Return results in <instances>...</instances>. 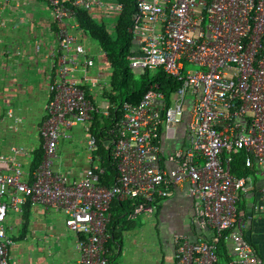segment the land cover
<instances>
[{
    "label": "built area",
    "instance_id": "1",
    "mask_svg": "<svg viewBox=\"0 0 264 264\" xmlns=\"http://www.w3.org/2000/svg\"><path fill=\"white\" fill-rule=\"evenodd\" d=\"M56 24V46L49 53L55 74L49 85L46 118L40 127L43 158L25 179L22 164L0 151V264L10 261L14 240L7 233L10 210L41 204L62 210L67 229L78 235L79 264H109L106 242L115 201L131 202L128 220L153 213L156 203L172 190L189 183L187 194L196 196V222L214 231L211 240L176 238L175 264H220L218 244L231 243L225 264H261L244 238L246 218L238 208L239 192L247 189L246 176L231 166L241 151L245 164L256 161L264 174V0H134L128 32L132 49L126 55L134 70L162 69L180 82L170 98L154 83L141 100L124 101L110 133L111 159L116 169L112 184L101 182L105 168L100 157L71 179L56 170L61 139L71 129L93 119L90 98L100 83L90 74L94 57L80 43L75 30L79 10L95 16L115 15L124 8L120 0H43ZM5 10V8H4ZM114 22V23H115ZM101 53L106 52L101 49ZM188 64L198 66L187 69ZM191 94L188 105L186 95ZM188 119V145L168 155L171 169L160 165L161 136ZM90 149L96 147L92 130ZM19 153L23 148L11 147ZM264 196V185L261 189ZM264 210V204L256 206Z\"/></svg>",
    "mask_w": 264,
    "mask_h": 264
},
{
    "label": "crops",
    "instance_id": "2",
    "mask_svg": "<svg viewBox=\"0 0 264 264\" xmlns=\"http://www.w3.org/2000/svg\"><path fill=\"white\" fill-rule=\"evenodd\" d=\"M55 30L51 9L45 1L0 0V151L13 155L22 164L28 180L37 153L43 149L40 127L46 118V105L51 96L49 85L55 74L49 55L51 47L57 44ZM90 74L98 76L100 81L99 88L90 93L96 106L93 119L74 125L71 132L75 128L79 137L74 139L71 133L72 137L61 139L58 146L55 168L71 179H79L98 158L93 153L96 147L88 146L89 137L80 138V130L90 135L91 128L106 125L104 117L107 115L103 114L102 107L108 101L104 96L112 74L108 59L101 58ZM188 101L189 105L191 99ZM187 123L186 117L167 129V136L163 131L160 165L164 168L175 166L168 159L169 154L188 145ZM104 143L109 144L108 140ZM12 146L23 151L14 153ZM237 176L247 178V189L241 190L238 198V208L246 218L243 235L264 264V210L256 208L264 204L261 192L264 174L255 161L246 173ZM189 186L187 182L175 187L169 196L156 203L153 213H142L132 220L114 204L108 227L111 235L107 243L109 264H175L178 236L211 240L214 231L196 222L198 198L187 194ZM6 228L14 240L9 252L11 262L79 264L78 235L67 229L62 210L28 201L22 213L8 212ZM226 245L229 259L231 243Z\"/></svg>",
    "mask_w": 264,
    "mask_h": 264
},
{
    "label": "trees",
    "instance_id": "3",
    "mask_svg": "<svg viewBox=\"0 0 264 264\" xmlns=\"http://www.w3.org/2000/svg\"><path fill=\"white\" fill-rule=\"evenodd\" d=\"M120 1L124 4V8L116 22L111 25L113 29L108 27L103 21H98L97 18L101 17L95 16L94 13L88 10H79L77 14V20L80 22L82 31L99 43L101 49L106 52L105 56L112 68L110 87L105 91L104 97L118 107H120L121 103L124 101L136 104L141 100L149 86L157 83L159 84V88L166 94L167 98H170L173 91H175L180 84L179 81L168 76L162 69L132 70V68L129 67L126 61V55L131 52L133 44L131 34L128 32V26L131 23L134 12V0ZM136 73L139 74L138 81L135 80ZM120 115V110L112 108L109 114L104 117L106 125H96V127L91 128L96 137V148L93 152L94 157H100L101 164L105 168V173L101 178V182L107 185L114 182L117 172L115 166L112 164L110 155L112 145L111 143L105 145L104 141L108 140L109 142L113 137L110 133V129L116 119L120 118ZM247 155L248 153L246 151H241L234 157L231 166L233 173L242 175L247 172L249 169L245 164ZM37 157L38 158L33 162L34 168L42 161V148L37 153ZM114 204L117 205L118 210L124 211V213L131 207V202L115 201ZM115 237L116 236H114V238ZM108 241L106 242V246ZM226 244L227 242L224 239L218 244V254L221 257L220 264H225L228 261V247Z\"/></svg>",
    "mask_w": 264,
    "mask_h": 264
},
{
    "label": "rangeland",
    "instance_id": "4",
    "mask_svg": "<svg viewBox=\"0 0 264 264\" xmlns=\"http://www.w3.org/2000/svg\"><path fill=\"white\" fill-rule=\"evenodd\" d=\"M5 2V1H4ZM46 12H49V9H46ZM101 18H97V20L98 21H103L104 23H106V25L108 26V27H110L111 29H113L112 27H111V25L115 22V19H116V17H115V15H113V14H111V15H102V16H100ZM74 33H76L78 36H79V38H80V43H82L83 44V46L86 48V50L94 57V66L90 69V72H91V70L95 67V66H97L98 65V63L100 62V59L101 58H104V57H106L103 53H101V47H100V45H99V43L95 40V39H93V38H91L89 35H87V34H85L84 33V31H78V30H75V32ZM93 48H92V47ZM187 69H190V70H197L198 69V66L197 65H194V64H188L187 65ZM131 70V69H130ZM133 70V69H132ZM136 75V77H135V80L136 81H138L139 80V74L138 73H136L135 74ZM99 88V86H97L96 88H94L93 87V90H95V89H98ZM186 97H187V99L189 100V99H191V94L190 93H188L187 95H186ZM96 98V97H95ZM108 100V99H107ZM80 132L82 133V134H80V138L81 139H87V137H89L90 135H89V133L88 132H86V131H84V130H80ZM72 134H73V138L74 139H76V138H78L79 136H78V134H77V131H76V129L74 128L73 130H72V132H71ZM87 133V134H86Z\"/></svg>",
    "mask_w": 264,
    "mask_h": 264
}]
</instances>
